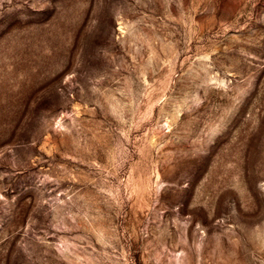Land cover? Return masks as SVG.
<instances>
[{
	"label": "rangeland",
	"instance_id": "rangeland-1",
	"mask_svg": "<svg viewBox=\"0 0 264 264\" xmlns=\"http://www.w3.org/2000/svg\"><path fill=\"white\" fill-rule=\"evenodd\" d=\"M0 264H264V0H0Z\"/></svg>",
	"mask_w": 264,
	"mask_h": 264
}]
</instances>
